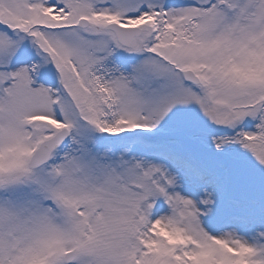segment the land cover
Wrapping results in <instances>:
<instances>
[{
	"label": "snow or ice",
	"instance_id": "obj_1",
	"mask_svg": "<svg viewBox=\"0 0 264 264\" xmlns=\"http://www.w3.org/2000/svg\"><path fill=\"white\" fill-rule=\"evenodd\" d=\"M0 264H264V0H0Z\"/></svg>",
	"mask_w": 264,
	"mask_h": 264
}]
</instances>
